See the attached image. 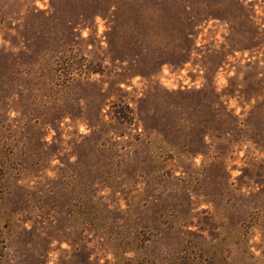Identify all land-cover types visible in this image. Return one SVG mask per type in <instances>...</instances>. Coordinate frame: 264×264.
<instances>
[{
	"label": "rangeland",
	"instance_id": "374dc122",
	"mask_svg": "<svg viewBox=\"0 0 264 264\" xmlns=\"http://www.w3.org/2000/svg\"><path fill=\"white\" fill-rule=\"evenodd\" d=\"M0 264H264V0H0Z\"/></svg>",
	"mask_w": 264,
	"mask_h": 264
}]
</instances>
